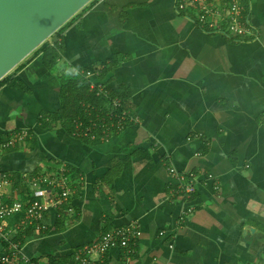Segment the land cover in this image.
I'll use <instances>...</instances> for the list:
<instances>
[{
	"label": "crops",
	"instance_id": "crops-1",
	"mask_svg": "<svg viewBox=\"0 0 264 264\" xmlns=\"http://www.w3.org/2000/svg\"><path fill=\"white\" fill-rule=\"evenodd\" d=\"M175 2L91 0L46 40L62 46L52 67L35 49L4 76L0 139L29 137L0 152L7 191L29 200L30 178L62 166L71 179L47 231L15 236L29 259L73 264L80 247L135 223V253L110 247L107 264H264V0H248L257 36L239 40L206 32ZM87 69L137 122L73 134L88 117L59 118L62 90ZM170 169L196 176L189 200Z\"/></svg>",
	"mask_w": 264,
	"mask_h": 264
},
{
	"label": "built area",
	"instance_id": "built-area-1",
	"mask_svg": "<svg viewBox=\"0 0 264 264\" xmlns=\"http://www.w3.org/2000/svg\"><path fill=\"white\" fill-rule=\"evenodd\" d=\"M175 1L176 9L191 17L206 32L219 33L235 40L257 36V30L249 19L251 11L248 0ZM78 75L89 80V90L95 95L107 94L105 83L99 79V71L87 69ZM82 105L86 109L91 108L85 103ZM86 111L87 122L78 118L73 120L75 136L92 137L95 131L99 130L101 136L106 137L110 132L122 130L127 122L138 121L135 116L126 112L119 98L111 99L110 109L104 114L101 113L105 111L103 108H99L93 116L90 115V111ZM27 136L28 131L22 129L12 133L8 138L0 139V152L23 144ZM170 175L177 182L175 193L183 200H189L196 176L193 173H178L173 169H170ZM70 183L71 179L63 166L56 173H38L29 180L30 199L23 200L22 196H12L7 191L10 180L6 173L0 172V242L4 243L7 249L0 258V264H39L22 254L21 247L15 240L16 235L28 229L46 232L48 227L44 221L45 215L52 208L64 206L72 194ZM192 211L193 206L189 204L184 214L188 216ZM14 217L17 219L11 224L9 221ZM139 237L140 229L135 223L106 231L94 242L80 247L74 253L73 264H107L104 256L113 246L122 248L126 258H130L136 251Z\"/></svg>",
	"mask_w": 264,
	"mask_h": 264
},
{
	"label": "water",
	"instance_id": "water-1",
	"mask_svg": "<svg viewBox=\"0 0 264 264\" xmlns=\"http://www.w3.org/2000/svg\"><path fill=\"white\" fill-rule=\"evenodd\" d=\"M91 0H0V80Z\"/></svg>",
	"mask_w": 264,
	"mask_h": 264
},
{
	"label": "trees",
	"instance_id": "trees-1",
	"mask_svg": "<svg viewBox=\"0 0 264 264\" xmlns=\"http://www.w3.org/2000/svg\"><path fill=\"white\" fill-rule=\"evenodd\" d=\"M67 24V23H66ZM60 27L55 33H58L64 26ZM62 46L54 42L50 44L48 41L42 43L39 47L36 48L37 51H40L42 54V59L46 63L47 67H52L60 56ZM5 80V77L0 80V84ZM89 80L83 78L82 76H74L73 78H68L66 83L63 86V109L60 110L59 118H65L69 124V117L73 115L85 116L86 110L90 111V115H96L99 108L105 109L104 112L110 109V102L112 98H119L116 95L110 93L108 87L106 86L107 94L105 95H95L94 92L89 90L88 87ZM121 100V99H120ZM122 102V101H121ZM82 103L89 105L91 108L86 109ZM117 112V111H116ZM128 123V122H127ZM129 124V123H128ZM71 127L72 124H71ZM70 127V128H71ZM99 133V130L95 131V134ZM98 135V134H97ZM99 137V135H98ZM29 137H26L28 140ZM15 148V147H13ZM12 149V148H10Z\"/></svg>",
	"mask_w": 264,
	"mask_h": 264
}]
</instances>
